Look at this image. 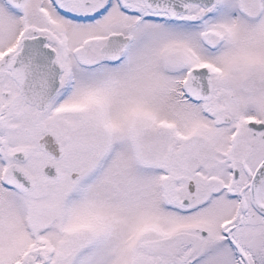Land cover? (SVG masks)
<instances>
[{"label":"snow or ice","instance_id":"6c2138e0","mask_svg":"<svg viewBox=\"0 0 264 264\" xmlns=\"http://www.w3.org/2000/svg\"><path fill=\"white\" fill-rule=\"evenodd\" d=\"M0 264H264V0H0Z\"/></svg>","mask_w":264,"mask_h":264}]
</instances>
